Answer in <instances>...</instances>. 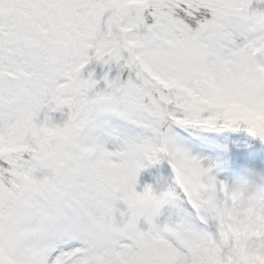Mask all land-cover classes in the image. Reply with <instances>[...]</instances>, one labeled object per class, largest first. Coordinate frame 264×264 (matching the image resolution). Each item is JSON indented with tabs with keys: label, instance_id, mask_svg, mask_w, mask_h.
Listing matches in <instances>:
<instances>
[{
	"label": "snow or ice",
	"instance_id": "snow-or-ice-1",
	"mask_svg": "<svg viewBox=\"0 0 264 264\" xmlns=\"http://www.w3.org/2000/svg\"><path fill=\"white\" fill-rule=\"evenodd\" d=\"M252 4L0 0V264H245L264 228L228 233L223 184L192 153L241 126L264 142ZM92 60L117 69L103 90L81 74ZM162 161L156 188L137 191Z\"/></svg>",
	"mask_w": 264,
	"mask_h": 264
},
{
	"label": "clouds",
	"instance_id": "clouds-1",
	"mask_svg": "<svg viewBox=\"0 0 264 264\" xmlns=\"http://www.w3.org/2000/svg\"><path fill=\"white\" fill-rule=\"evenodd\" d=\"M222 184L218 215L227 225L228 233L247 238L260 232L264 228V170L245 168L242 175H233ZM157 200L154 193L143 196L145 206ZM240 259L245 264H264V244L249 246ZM225 261L231 264L228 257Z\"/></svg>",
	"mask_w": 264,
	"mask_h": 264
},
{
	"label": "trees",
	"instance_id": "trees-1",
	"mask_svg": "<svg viewBox=\"0 0 264 264\" xmlns=\"http://www.w3.org/2000/svg\"><path fill=\"white\" fill-rule=\"evenodd\" d=\"M251 8H260L264 10V4H257L255 0H253V4ZM111 69V70H109ZM116 67L112 65H104L102 62H98L95 60L90 61L87 65L82 69V76L87 78L88 73L91 72L93 74L92 79L97 81L95 86V90H103L105 87V83L103 80V76L105 72L108 73V78L111 80L116 75ZM67 112V108L63 109V118H66L64 113ZM49 115L53 116V113H49ZM60 119L58 122L59 123ZM201 141L209 142L215 149V154L210 163L201 162L202 166L208 169V175L219 182H223L226 179L221 177V172L226 169L229 163V160L235 156L238 148H249L255 144H262L259 138L251 136L247 133L243 126L241 128L232 130V129H224L219 132H213L204 137ZM200 159V158H199ZM141 172L146 173V178L148 180H152L156 183L155 178L160 175H166L169 172V165L167 161H162L156 165H149V167H144ZM140 172V174H141ZM142 175V174H141ZM219 199L222 198V194H218Z\"/></svg>",
	"mask_w": 264,
	"mask_h": 264
},
{
	"label": "rangeland",
	"instance_id": "rangeland-1",
	"mask_svg": "<svg viewBox=\"0 0 264 264\" xmlns=\"http://www.w3.org/2000/svg\"><path fill=\"white\" fill-rule=\"evenodd\" d=\"M62 114L63 112L59 111L53 113V121L58 122L60 119L61 122L63 118ZM43 117L44 111L40 113L38 119L42 120ZM213 153L214 148L211 145L198 141L196 150L193 151L192 154L200 158L201 162L210 163L213 158ZM232 162V164H228L229 166L222 173V176L226 177L227 180H230L233 175H242L245 168L264 170V148L253 147L246 151H239ZM239 162H242L243 166L239 165ZM145 167H149V165L146 164ZM141 174H139L137 177V191H141L146 184L151 185L155 189L156 183H154L152 180H148L146 178V173L141 172Z\"/></svg>",
	"mask_w": 264,
	"mask_h": 264
}]
</instances>
